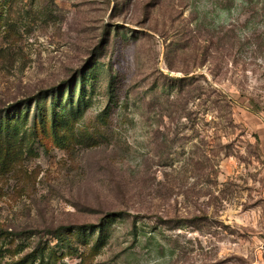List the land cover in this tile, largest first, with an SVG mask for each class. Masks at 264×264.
I'll return each instance as SVG.
<instances>
[{"label":"rangeland","instance_id":"1","mask_svg":"<svg viewBox=\"0 0 264 264\" xmlns=\"http://www.w3.org/2000/svg\"><path fill=\"white\" fill-rule=\"evenodd\" d=\"M247 1L0 0V264H264Z\"/></svg>","mask_w":264,"mask_h":264},{"label":"trees","instance_id":"2","mask_svg":"<svg viewBox=\"0 0 264 264\" xmlns=\"http://www.w3.org/2000/svg\"><path fill=\"white\" fill-rule=\"evenodd\" d=\"M261 1L262 0H259V2H258V4H260L261 3ZM255 3V0H248L247 1V4H249V5H253ZM264 10V7L262 8V11ZM259 13H256V15L254 16L255 17V19L256 20H258L259 19ZM263 16H264V14H263ZM262 22H260V21H256V23H255V27H254V39H256L257 41H259L257 44L256 43H253V42H249L248 43V45L251 47L252 45H256V48H257V50L260 52V53H264V33H262V34H259V27H260V25H262L261 24ZM216 51H219V48H216ZM218 68V67H217ZM213 72V74H214V76H215V78L216 79H219V72H215V71H212ZM202 78H204L205 79V77L204 76H201ZM37 103H40V99H38V98H36L35 99V104H37ZM38 108H39V106H38ZM40 117H42V114H41V112H40V110H38V113H37ZM114 217H116V216H113V215H111V216H108L107 217V219H108V221L109 220H111V219H115ZM100 229V233H101V237H103V233H104V231H105V228H103V227H100L99 228ZM103 239V238H102Z\"/></svg>","mask_w":264,"mask_h":264},{"label":"water","instance_id":"3","mask_svg":"<svg viewBox=\"0 0 264 264\" xmlns=\"http://www.w3.org/2000/svg\"><path fill=\"white\" fill-rule=\"evenodd\" d=\"M169 75H173L172 73H168Z\"/></svg>","mask_w":264,"mask_h":264}]
</instances>
